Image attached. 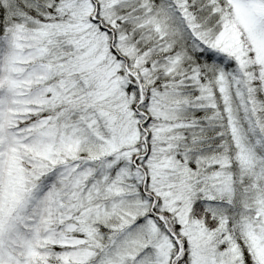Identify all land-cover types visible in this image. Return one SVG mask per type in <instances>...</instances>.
<instances>
[{"label": "snow or ice", "instance_id": "6c2138e0", "mask_svg": "<svg viewBox=\"0 0 264 264\" xmlns=\"http://www.w3.org/2000/svg\"><path fill=\"white\" fill-rule=\"evenodd\" d=\"M0 264H264V0H0Z\"/></svg>", "mask_w": 264, "mask_h": 264}]
</instances>
